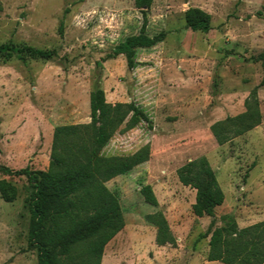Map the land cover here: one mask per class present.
<instances>
[{
  "label": "rangeland",
  "instance_id": "1",
  "mask_svg": "<svg viewBox=\"0 0 264 264\" xmlns=\"http://www.w3.org/2000/svg\"><path fill=\"white\" fill-rule=\"evenodd\" d=\"M199 8L211 16L207 34L192 32L183 14ZM142 24L132 0H0V46L55 51L50 60L26 53L0 54V165L46 171L53 131L88 124L89 95L100 88L109 104L134 102L150 124H122L102 149L130 156L144 147L146 162L108 181L123 213V229L105 246L100 264H222L207 260L209 217L192 213L195 190L176 171L205 157L224 194L215 227L230 215L239 229L264 221V0H154L145 34L165 39L138 49L128 71L112 57ZM257 88L260 124L219 145L210 127L245 112ZM16 187L13 202L0 197V264H37L28 247L30 188L24 177L0 172ZM150 185L158 207L139 193ZM160 210L175 245L158 246L145 216Z\"/></svg>",
  "mask_w": 264,
  "mask_h": 264
},
{
  "label": "trees",
  "instance_id": "2",
  "mask_svg": "<svg viewBox=\"0 0 264 264\" xmlns=\"http://www.w3.org/2000/svg\"><path fill=\"white\" fill-rule=\"evenodd\" d=\"M142 24L138 35L127 37L113 51L112 57L123 55L128 71L141 65L136 62L138 49H151L165 39V33L149 37L145 34L148 11L154 0H132ZM185 26L192 32L207 34L211 16L199 8L190 7L183 14ZM13 53H26L33 59L50 60L55 51L25 46L13 49L0 46V54L10 59ZM256 61L264 69V53ZM264 82V78L262 83ZM255 88L245 102V112L214 123L211 133L219 145L253 130L260 124ZM88 124L64 125L54 129L48 168L46 171L26 167L18 171L0 165V172L24 177L30 188L27 207L30 214L28 247L36 250L37 264H100L105 246L123 229V213L117 195L106 183L126 175L146 162L149 149L144 147L130 156H104L102 149L118 128L125 124L131 130L141 123L150 124L148 115L134 102L109 104L98 88L89 95ZM178 181L195 190L191 207L197 218L209 217L207 260L222 264H264V221L239 229L232 216L222 217L215 227V209L224 200L215 173L205 157L188 161L177 169ZM139 193L144 203L158 207L150 185ZM0 197L13 202L15 186L0 180ZM155 227L158 246L175 245L167 220L160 210L145 216Z\"/></svg>",
  "mask_w": 264,
  "mask_h": 264
}]
</instances>
